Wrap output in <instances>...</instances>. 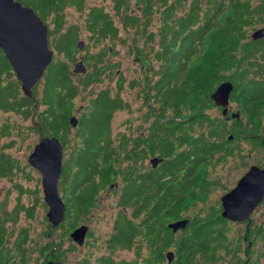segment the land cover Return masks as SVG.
Listing matches in <instances>:
<instances>
[{
  "label": "trees",
  "instance_id": "1",
  "mask_svg": "<svg viewBox=\"0 0 264 264\" xmlns=\"http://www.w3.org/2000/svg\"><path fill=\"white\" fill-rule=\"evenodd\" d=\"M20 1L34 8L44 21L49 17L50 9L56 11L55 26L50 34L58 35L56 50L67 60L52 62L41 84L39 82L40 85L34 88V97L30 98L21 95L20 81L3 77L4 73L11 76L9 70L13 67L0 48V110L14 111L25 118L40 110L37 120L43 134L57 136L65 145V137L72 126L68 102L71 104L79 95V86L86 90L92 84L104 81V77H113L114 65L106 64L105 59L112 46H104L93 54L87 48L85 60L93 70L74 81L69 67L76 61L80 31L77 25L65 26L64 9L68 4L81 9L86 0ZM137 2L140 13L127 11L126 0H115V10L123 17L126 29L135 30L133 46L145 37L146 56L151 55L149 44L155 39L154 33L148 32L153 14L162 9L159 48L153 49L159 68L146 76L147 84L142 88L147 102H151L145 115L146 122L151 119L148 131L132 136L126 134L119 139V145L114 143L111 119L116 111L130 108L121 95L125 86L123 75L117 82L115 94L106 88L94 95L90 114L79 119L83 147L63 164L61 188L67 178L72 177L70 194L65 200V220L56 228L48 224L39 235V240L47 241L43 244L35 240L33 244L40 246L42 255L53 251L62 259L60 254L66 251L62 242L64 235L67 236L94 206L98 191L109 188L122 175L121 208L107 240L109 253L103 254L98 264H163L168 260L169 251L174 252L170 264H222L225 255L239 247L235 249L226 243L229 222L221 215V209L211 207L205 217L183 214L190 199H204L215 184L203 176V168L215 165L233 153L227 139L232 129L226 119L223 115L212 116L206 110L212 102V92L222 81L231 80L235 85L232 100L238 101L243 109L248 108L253 115L264 109V81L259 74L264 71V63L252 60L264 58V37L248 39L245 34L246 26L264 21V0L257 4H253V0H209V7L204 11L200 0H193L188 12L185 11V0ZM178 10L183 13L178 14ZM88 21L90 38L95 45L119 37L113 17L103 6L92 7ZM231 70L232 74H225ZM138 85H141L140 79H134L130 88ZM183 108H189L193 113L185 117ZM261 127L254 124L249 131ZM6 131L8 126L3 133ZM8 146L4 145V148ZM153 157L162 159L157 167L139 168L140 161L143 164L144 160ZM15 167L17 164L11 155L0 150V176L12 175ZM36 205L37 202L27 207L19 204L12 213L6 212L8 215L0 207V264H29L33 250L30 231L25 228L16 237L15 231H8L6 224L9 221L17 224L23 211L27 218H34ZM42 206L45 208L46 204L43 202ZM139 217L141 221L135 222ZM169 218L174 221L188 218L190 221L186 228L175 232L169 227ZM58 229L63 231L60 236L56 234ZM92 234L90 232L89 236ZM13 236L16 237L15 246L11 248ZM51 236L52 240L49 239ZM143 244L153 255V259L145 263L139 260L143 257ZM118 248H135L137 257L118 261L113 256ZM221 249L226 250L225 255L218 252ZM69 250H75V246ZM84 264H89L88 260Z\"/></svg>",
  "mask_w": 264,
  "mask_h": 264
},
{
  "label": "rangeland",
  "instance_id": "2",
  "mask_svg": "<svg viewBox=\"0 0 264 264\" xmlns=\"http://www.w3.org/2000/svg\"><path fill=\"white\" fill-rule=\"evenodd\" d=\"M200 1L203 6V11L206 10L209 7V0ZM259 1L260 0H253V4H257ZM192 2L193 0H185V11L188 12L190 10ZM126 4L129 5V9L127 11L131 13H140L137 0H126ZM94 6H103L105 11L111 17H113L114 23L119 29V37L116 40L111 41L109 39H105L98 45H95L94 41L91 40V34L90 31H88V17L91 8ZM52 9H50L49 17L44 22L48 25L49 44L54 50L53 62H57L59 60L67 59L63 54L57 52L56 50L55 40L58 39V35L50 34V31L55 26L54 20L56 11ZM161 10L160 12L153 14V21L148 29V32L152 31L154 33L155 39L149 44L151 55L146 56L145 53L148 51L144 50L145 37L138 41V45H132V35L134 34L135 30L133 28L130 29V31L126 29L123 23V17L118 16L116 13L115 0H86L84 6L81 9L71 4H68L65 7V26L70 24L77 25L80 31L78 43L81 41L83 44L82 48H78L76 61L70 63L69 67L74 81L81 80L83 75H86L93 70V66H89L86 60L83 58L86 55L87 48H89V51L93 54L98 53L104 46H112V50L107 53L105 59L106 64L111 63L114 65V75L112 77L113 79L104 77V81L101 83H94L86 90H82L79 86V95L74 99L73 102H71V104L68 102L67 106L70 110V115L76 116L78 123L76 126H73L71 123V130L65 137L66 144L64 145L63 164L64 162H67L68 159H71L77 150L83 147V130L80 127L79 119L83 115L90 114L92 108V105L90 106V102L92 98L100 90L106 88H110L112 94H115L117 91V82L120 78V75H123L125 78V86L121 95L122 98L130 104V108H124L116 111L111 119L112 137L114 139V143L119 145V139H121V137L126 134L132 136L146 133L148 131V126L151 123V119H148L146 122L145 115L148 113L149 107H151V102H147V96L144 92H142V88L144 87V84H147L145 83L146 76L148 74L152 75V72L159 68L158 62L154 58V50L156 51L159 48L158 39L162 25ZM181 13H183V11L178 10V14ZM260 28H264V21L252 23L251 25L246 26L245 34L247 35V38L252 39V34ZM256 55L258 56L259 54L256 53ZM254 59L259 60L260 64L264 63L262 62V57H254L252 60ZM81 63H85L86 65L85 72L77 69V65H80ZM9 72H11V76L7 77L4 73L3 77L16 82L18 78L15 71L9 70ZM232 72L233 70L226 72L225 74L230 75ZM253 75L254 74L252 73V76ZM134 79H140L141 85L130 88V84ZM42 80L40 81V84ZM20 93L21 95H25L24 91L22 90V84L20 86ZM213 105L214 103L211 102L210 105L206 107V110L212 116L222 117L221 111L218 109V107ZM236 106H238L237 103L231 104L232 109L236 108ZM38 112H40V110H38L32 116L25 118L22 114L16 113L14 111L8 112L0 110V150H4L6 155H11L17 164V167L14 168L12 175L0 176V207L5 213H12L14 208L18 207L19 204L25 205L27 207L32 206L37 202L34 218H27V215L23 211L20 214L17 224L9 221L6 224V227L8 228V231H15L14 234L16 237L17 234L20 232L22 233L25 228H28L30 231V239L32 241L30 245L33 250L31 251V259L29 260V264H44L50 260L55 262L59 261L60 264H84L85 260H88L89 264H98L100 257L105 253H109V250L107 249V240L110 238L113 232L114 221L121 208L119 206V199L124 186L122 175L118 176L109 188H102L98 191L94 206L89 209L86 215L81 217L79 223L70 230L67 236L64 235L62 242L63 248L66 249V251L60 254L62 259L53 253V251H47L44 255H42L40 253V246L34 245L33 243L35 240H39V235L48 224L50 227L52 225L47 218L48 206L44 202L42 175L28 161L29 155L33 151L35 145L40 142L42 136L40 133V131L42 132V127L39 126L37 120ZM192 113L193 111L189 108L182 109V114L185 117ZM228 125L230 129L234 130V127L230 125V122ZM6 126H8L9 132L6 131L3 133V129ZM2 134H5V136H2ZM236 142L237 144L233 154H227L226 158L221 162L215 165L211 164L203 168V176L206 177L208 181L215 182V184L212 185L209 194L204 199H201L200 197L190 199L183 215H188L189 217L201 215L202 217H205L207 212L210 211L211 207L220 208L221 197L225 195V193H227L230 188L234 187L242 174L249 169L248 165L247 167L244 166L245 164L241 163L242 161H244V163L247 161L250 165L258 162H261L264 165V150L263 152H258L257 150L253 151L256 146L244 138ZM4 145L10 146L4 148ZM248 152H252V154L249 155ZM150 160L151 159L144 160L143 164L140 161L138 163L139 168L149 169L153 167ZM71 180L72 177H68L62 188V185L60 184L61 179L59 181V191L64 201L66 200L67 195L70 194L69 185L71 184ZM37 190H39V192H37ZM195 192L198 193L197 190H195ZM37 193L39 197L37 196ZM43 202L46 204L45 208L42 206ZM253 215L255 216V222L264 221V204H262ZM3 216L6 217L5 214H3ZM136 221H141V218L139 217L135 219V222ZM168 221L171 223L174 220L169 218ZM84 224L89 226V231L93 234L90 236L88 235L84 244L80 245L72 239L71 233L74 231V229ZM245 229L246 228L244 224H239L236 222L229 223L227 227L228 237L226 243L231 245L232 248L239 247V249L235 250L236 254H234V256H232V252L231 254L225 255V249L219 250L218 252L220 254L225 255L222 264H235L236 261H241L242 259L245 260L247 258V256L244 254L246 241H243ZM62 232V229H58L56 234L60 236L59 234H62ZM15 236L11 238V248H14L15 246ZM49 239L52 240V236ZM58 240H60L59 237ZM39 241L43 242L44 244L47 240L40 239ZM143 245V257L141 256L139 258L141 263H145L150 259H153V255L150 253L149 248L145 244ZM72 246H75V250H69V247ZM254 248V258L251 264H264V237L258 240V242L254 245ZM113 256L118 261L122 259L129 261L135 259L137 254L135 248L130 250L126 248H118L114 252ZM163 264H167V261H165Z\"/></svg>",
  "mask_w": 264,
  "mask_h": 264
},
{
  "label": "water",
  "instance_id": "3",
  "mask_svg": "<svg viewBox=\"0 0 264 264\" xmlns=\"http://www.w3.org/2000/svg\"><path fill=\"white\" fill-rule=\"evenodd\" d=\"M263 37L264 28L252 34L255 40ZM78 46L83 47L81 41ZM0 48L21 82L25 95L33 98L34 88L43 79L54 58V50L49 44L48 25L31 6L24 5L19 0H0ZM77 69L85 72V63L77 65ZM233 89L234 84L231 81H224L211 94L213 102L223 107V115L227 114ZM71 123L73 126L77 125L76 116L71 117ZM40 133L42 135L40 142L35 145L28 161L42 175L44 202L48 206L47 218L52 228H56L65 220L66 214V203L59 191L64 148L57 136H45L41 131ZM161 160L159 157H153L150 161L153 167H156ZM263 199L264 169L254 166L231 192L222 197V215L235 221L246 220ZM189 221L188 218L179 219L169 223V227L176 232L186 228ZM88 231V225H81L74 229L71 237L78 244L83 245ZM167 257L170 264L174 252L169 251ZM44 264H60V262L50 260Z\"/></svg>",
  "mask_w": 264,
  "mask_h": 264
},
{
  "label": "flooded vegetation",
  "instance_id": "4",
  "mask_svg": "<svg viewBox=\"0 0 264 264\" xmlns=\"http://www.w3.org/2000/svg\"><path fill=\"white\" fill-rule=\"evenodd\" d=\"M83 58L85 59V57H83ZM262 60H263L262 62H264V58H262ZM259 74H260L261 81H264V71H260ZM224 81H231V80H224ZM224 81H222V82H224ZM231 82L233 83V81H231ZM234 89H235V85H234ZM234 89L232 90V92L230 94V99H229V104H228V111H227L226 115H223V107L217 106L215 104V102H213V100L211 98L212 102L221 111L224 120L226 119V123L228 124L230 122V125H232V127H234L233 128L234 130H232V132H230L228 134V136H227V139L229 140L228 147L232 148L233 152H234V150L236 148L235 146L237 144L236 141L241 140V139L244 138L245 140H248V141L252 142L256 146L253 149V151L257 150L258 152L259 151L263 152V150H264V113H262V111H264V109L259 110L258 114H255V115H253L252 113L247 111L248 108L247 109H243V107H240V104H239L238 101L232 100ZM232 103H237L238 106H236V108L232 109V107H231ZM254 124L262 125V127L259 128L257 131H252V130L249 131V128L252 125H254ZM63 148H64V145H63ZM248 153H249V155L252 154V152H248ZM229 154H233V153H229ZM149 159H151V158H149ZM243 160H244V158H243ZM241 163L245 164L244 166L248 165L249 169L242 174V176L238 179L236 185L234 187L230 188L227 191V193L231 192L238 185L240 180L251 170L252 167L257 166V167H259L262 170L264 169V165L261 162L254 163V164H251V165L247 161L245 163H244V161H242ZM222 197H221V206H220V208H218V209H221V215H222V212H223ZM262 204H264V199L253 209L252 213L250 214V217L248 219H246V220H243V221L231 220V219L225 218L222 215L223 218L226 219L229 223L236 222V223H239V224H244L245 228H246L245 229V233L243 235V241L244 242L246 241V247L244 249V254L247 256V258L245 260L242 259L241 261L238 260V261H236L235 264H251V262H252V260L254 258L253 257V253H254V250H255L254 245L258 242V240L260 238L264 237V221L255 222V220H254L255 216L253 215V214H255L257 209ZM89 233H90V231H88L87 236L89 235ZM241 238H242V236H241ZM231 252L233 253L232 256H234V254H236L235 250L231 249ZM231 252H230V254H231ZM255 260H257V259H255ZM167 264H169L168 260H167Z\"/></svg>",
  "mask_w": 264,
  "mask_h": 264
}]
</instances>
